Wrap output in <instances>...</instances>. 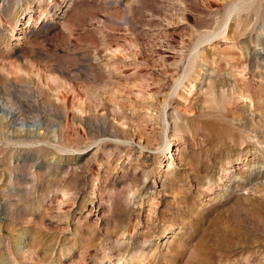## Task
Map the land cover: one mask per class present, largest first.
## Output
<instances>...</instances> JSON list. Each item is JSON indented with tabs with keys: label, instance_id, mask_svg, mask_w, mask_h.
Here are the masks:
<instances>
[{
	"label": "rangeland",
	"instance_id": "374dc122",
	"mask_svg": "<svg viewBox=\"0 0 264 264\" xmlns=\"http://www.w3.org/2000/svg\"><path fill=\"white\" fill-rule=\"evenodd\" d=\"M0 103V264H264V0H0Z\"/></svg>",
	"mask_w": 264,
	"mask_h": 264
},
{
	"label": "bare ground",
	"instance_id": "6f19581e",
	"mask_svg": "<svg viewBox=\"0 0 264 264\" xmlns=\"http://www.w3.org/2000/svg\"><path fill=\"white\" fill-rule=\"evenodd\" d=\"M191 61V60H190ZM186 62V61H185ZM183 70H185L184 68H183ZM188 71V70H187ZM181 75V74H180ZM187 73H186V71H183V75H182V77L180 78L181 80L179 81V86L178 87H180L181 85H183V82L185 81V79L187 78ZM179 78V77H178ZM185 86V84L183 85V87ZM174 93V92H173ZM175 93H176V91H175ZM170 103V102H169ZM0 105L2 106V108H5V109H8V111H9V118H10V120L11 121H14V122H16V121H18V120H22V119H25V120H28L29 118L27 117H22V115H21V113L18 111V110H14V109H12V108H7L6 106H3L1 103H0ZM52 114V113H51ZM2 127V126H1ZM231 237V236H230ZM229 238V237H228ZM233 239V238H232Z\"/></svg>",
	"mask_w": 264,
	"mask_h": 264
}]
</instances>
